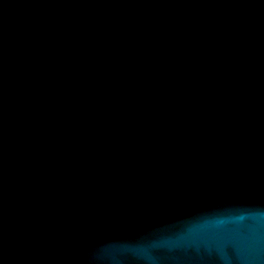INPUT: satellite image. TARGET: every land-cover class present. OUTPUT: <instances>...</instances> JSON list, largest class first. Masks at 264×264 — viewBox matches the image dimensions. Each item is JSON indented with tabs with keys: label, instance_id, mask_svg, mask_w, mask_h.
<instances>
[{
	"label": "water",
	"instance_id": "water-1",
	"mask_svg": "<svg viewBox=\"0 0 264 264\" xmlns=\"http://www.w3.org/2000/svg\"><path fill=\"white\" fill-rule=\"evenodd\" d=\"M0 264H264V0H0Z\"/></svg>",
	"mask_w": 264,
	"mask_h": 264
}]
</instances>
